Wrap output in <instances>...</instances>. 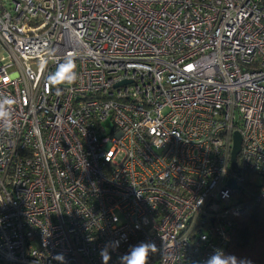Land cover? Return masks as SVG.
Segmentation results:
<instances>
[{
    "label": "built area",
    "instance_id": "obj_1",
    "mask_svg": "<svg viewBox=\"0 0 264 264\" xmlns=\"http://www.w3.org/2000/svg\"><path fill=\"white\" fill-rule=\"evenodd\" d=\"M0 96V264H205L264 199V0H0Z\"/></svg>",
    "mask_w": 264,
    "mask_h": 264
},
{
    "label": "clouds",
    "instance_id": "obj_2",
    "mask_svg": "<svg viewBox=\"0 0 264 264\" xmlns=\"http://www.w3.org/2000/svg\"><path fill=\"white\" fill-rule=\"evenodd\" d=\"M78 79V73L76 72V64L71 58L67 59L64 63L58 65L56 72L49 77V81L52 85H73ZM61 89L56 88V92L59 95ZM16 101L12 97L0 96V127L4 131H11L13 128V105ZM199 203H203L202 200ZM137 227H139L137 225ZM119 241H113L106 244L100 251L103 264H108L111 259L109 253V247L113 250L118 248ZM158 251L155 243L141 242L138 245L130 246L129 251L119 257L120 264H148L150 254ZM54 259L60 261V264H64L65 257L62 253H58ZM205 264H244L239 262L235 256H226L222 250H215L214 253L205 261ZM250 264V262H249Z\"/></svg>",
    "mask_w": 264,
    "mask_h": 264
},
{
    "label": "trees",
    "instance_id": "obj_3",
    "mask_svg": "<svg viewBox=\"0 0 264 264\" xmlns=\"http://www.w3.org/2000/svg\"><path fill=\"white\" fill-rule=\"evenodd\" d=\"M239 196L253 203V208L236 219L232 239L223 253L244 264H264V199L256 200L253 192H240Z\"/></svg>",
    "mask_w": 264,
    "mask_h": 264
},
{
    "label": "water",
    "instance_id": "obj_4",
    "mask_svg": "<svg viewBox=\"0 0 264 264\" xmlns=\"http://www.w3.org/2000/svg\"><path fill=\"white\" fill-rule=\"evenodd\" d=\"M240 145H241L240 135L238 132H235L233 135V146H232V151H231V166L232 167H234L236 163V157L240 151ZM228 185H230L231 187H235V182L232 179H230L228 181Z\"/></svg>",
    "mask_w": 264,
    "mask_h": 264
}]
</instances>
